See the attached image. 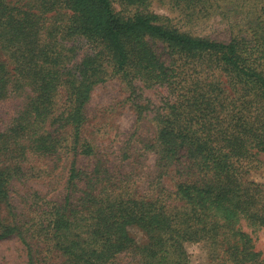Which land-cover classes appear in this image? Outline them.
<instances>
[{
    "label": "trees",
    "instance_id": "16d2710c",
    "mask_svg": "<svg viewBox=\"0 0 264 264\" xmlns=\"http://www.w3.org/2000/svg\"><path fill=\"white\" fill-rule=\"evenodd\" d=\"M118 1L138 7L146 0ZM59 16H67V33L82 36L91 47L78 64L70 65L66 58L65 51L74 54V47L56 45L59 28L46 30ZM160 20L156 13L139 10L121 16L112 0H0V101L27 88L12 125L0 129V205L12 210L0 240L17 237L27 264H46L52 250L59 253V264H116L121 253L132 256L127 264H188V242H200L211 258L264 264V247L256 249L251 236L264 228V184L252 175L264 166L258 157L264 154V58L253 56H264V18L256 50L237 39L194 37ZM103 55L114 72L174 92L157 138L160 166L181 164L173 171V205L145 195L96 199L91 190L98 175L76 166L80 152H92L88 142H81L82 109ZM185 65L193 73L181 79ZM196 67L225 75L226 92L235 94L238 112L228 106L231 101L226 103L217 81L203 78ZM61 87L70 98L65 116L55 114ZM248 96L252 110L243 106ZM66 122L73 132V158L64 202L44 200L50 205L33 222L17 219L8 203V184L17 174L11 160L27 151L44 156L58 152L61 142L48 127L61 129ZM80 180L85 188L74 196Z\"/></svg>",
    "mask_w": 264,
    "mask_h": 264
},
{
    "label": "rangeland",
    "instance_id": "374dc122",
    "mask_svg": "<svg viewBox=\"0 0 264 264\" xmlns=\"http://www.w3.org/2000/svg\"><path fill=\"white\" fill-rule=\"evenodd\" d=\"M112 1L115 11L121 16L131 15L137 10L142 13H156L161 17L160 22L164 26L194 37L217 42L237 39L244 43L243 45L254 46L255 50L258 47L256 41L261 43L259 35L264 18V0H146L138 7L125 5L118 0ZM51 14L53 12L47 15ZM52 20L54 26L51 25L46 30L59 28L54 33L56 45L60 44L65 49L74 47V54L72 51H65L66 58H70V65L78 64L91 53L90 45L82 36L66 32L67 16ZM154 48L161 54L164 52L161 43H156ZM253 56L264 58L257 52H254ZM101 62L96 74L98 80L94 82L82 109L84 121L81 142H88L92 152H80L76 156V166L98 175L99 180L91 190V193L97 196L96 199H128L145 195L146 198L157 197L173 205V171L178 170L181 164L169 163L160 166L157 138L163 114H168L169 111L167 101L174 97V92L166 87L148 86L141 79H131L130 76L114 72L106 55H103ZM196 69L203 78H214L217 81L218 87L223 90L221 95L227 96L226 100L224 99L226 103L231 101L228 106L233 112H238V102L233 104L236 101V97L233 98L235 94L226 92L228 85L225 75L214 69ZM180 70L181 79L188 78V73H193V68L189 65L182 66ZM26 92L27 88L0 101V129L2 125H12ZM250 99L251 97L244 98L247 103L243 106L252 110L254 102ZM55 101V114L63 113L65 116L70 105L65 88L58 90ZM49 126L52 136L61 142L58 152L44 156L27 151L23 157L17 156L11 162L8 159L11 166H17V174L8 184V203L13 206L17 219L29 223L49 207L50 204H46L44 200L63 203L67 193L66 179L73 158L69 150L73 132L67 122L61 129ZM14 153L8 150V154ZM258 157L263 160L264 154L260 152ZM162 167L168 168L165 173ZM254 171L253 178L264 184V166ZM84 188L83 180L77 181V190L73 195L79 196ZM11 212L6 204L0 205V230L5 223H9ZM132 232L140 238V233L135 229H132ZM251 236L255 248L262 249L264 228L255 230ZM33 246L41 247V244L34 243ZM46 246L51 249L49 245ZM186 248L189 255L188 264H235L228 260L211 258L200 242H188ZM47 254L46 264L60 263L61 258L57 251L52 250ZM132 260L131 255L121 253L117 256L116 264H127ZM27 261L25 246L17 237L0 240V264H27Z\"/></svg>",
    "mask_w": 264,
    "mask_h": 264
}]
</instances>
